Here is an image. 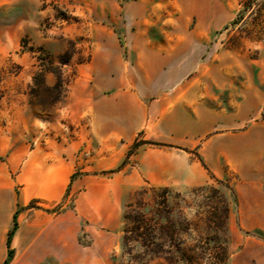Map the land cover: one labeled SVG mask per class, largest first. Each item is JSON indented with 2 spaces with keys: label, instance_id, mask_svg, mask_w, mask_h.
Returning <instances> with one entry per match:
<instances>
[{
  "label": "rangeland",
  "instance_id": "374dc122",
  "mask_svg": "<svg viewBox=\"0 0 264 264\" xmlns=\"http://www.w3.org/2000/svg\"><path fill=\"white\" fill-rule=\"evenodd\" d=\"M180 71L185 86L199 75L200 123L264 133V0H0V162L17 173L38 144L54 154L64 189L29 207L66 212L70 242L65 255L56 245V264H243V241L264 242L239 217L240 179L227 165L184 177L154 167L177 157L93 131L96 79Z\"/></svg>",
  "mask_w": 264,
  "mask_h": 264
},
{
  "label": "crops",
  "instance_id": "0c3cea01",
  "mask_svg": "<svg viewBox=\"0 0 264 264\" xmlns=\"http://www.w3.org/2000/svg\"><path fill=\"white\" fill-rule=\"evenodd\" d=\"M162 66L159 62L152 63L153 70H163ZM168 68L176 69V63H169ZM185 74L182 71L167 74L165 81L156 75L138 76L130 81L125 74L111 75L102 81L96 79L89 98L93 131L108 126L112 133L122 135L128 146L142 141L162 145L144 144L136 151L153 146L164 155L177 157L178 162L160 161L154 167L166 171L180 167L182 176L197 166L210 174L223 175L220 164L227 165L240 179L236 191L244 227L264 232V133L260 132L263 127L254 125L247 132L227 133L220 128H230L231 124L222 123L216 116L200 123L195 86L199 75L193 72L187 82L192 86L189 90L183 83ZM107 100L112 106L108 114H103L101 106ZM246 101L244 98L240 103ZM189 108L197 111L190 113ZM41 126L46 128L48 123ZM205 134L209 136L201 142ZM139 135L141 140L137 139ZM58 165L68 166L64 160L58 161ZM55 169L54 154L40 144L23 157L17 173L0 162V264L8 258L6 241L14 216L17 228L11 238L13 258L9 264H56L57 244L65 255L70 242L66 212L57 216L36 206L29 207L33 200L43 205L53 203L56 190L64 189L57 183ZM64 260L65 256L62 263ZM241 260L243 264H264V242L245 239Z\"/></svg>",
  "mask_w": 264,
  "mask_h": 264
},
{
  "label": "trees",
  "instance_id": "16d2710c",
  "mask_svg": "<svg viewBox=\"0 0 264 264\" xmlns=\"http://www.w3.org/2000/svg\"><path fill=\"white\" fill-rule=\"evenodd\" d=\"M144 144H146V145H153V146H162V145L157 144V143L143 142V141H142V142H136V143H134V144L132 145V147H133L134 149H137V148H139L140 146H142V145H144ZM16 228H17V222H16V217L14 216V217H13V224H12V227H11V229L9 230L8 234H7L6 245H7V249H8V258H7V260H6L3 264H9V263L11 262L12 258H13V250L11 249L10 244H11V238H12V236H13V234H14Z\"/></svg>",
  "mask_w": 264,
  "mask_h": 264
}]
</instances>
